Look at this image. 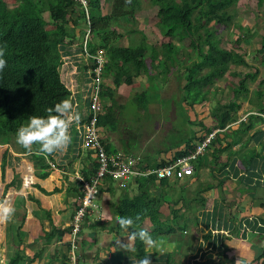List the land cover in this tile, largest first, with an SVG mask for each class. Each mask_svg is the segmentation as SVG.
Listing matches in <instances>:
<instances>
[{
	"label": "crops",
	"instance_id": "obj_1",
	"mask_svg": "<svg viewBox=\"0 0 264 264\" xmlns=\"http://www.w3.org/2000/svg\"><path fill=\"white\" fill-rule=\"evenodd\" d=\"M243 41L249 44L248 40ZM260 43L251 55L262 61L264 36ZM263 73L261 78L258 71L257 77L246 80L240 95L233 93V98L222 105L232 107L231 102L236 100L223 127L220 117L225 108L217 112L212 100L204 101L199 116L192 117L197 133L189 141L188 152L211 131L217 128L222 131L194 162L192 176L167 180L160 212L173 231L154 238L157 248H146L152 264H264V124L255 116L233 124L247 112L264 110L261 97L264 84L260 83ZM147 75L134 78L130 85H120L112 100L108 97L102 100L104 108L99 117L104 124L99 127V134L108 152L130 153L121 150L120 137L115 136L114 103L122 104L118 99L127 91L124 87L142 85ZM61 76L69 87V99L78 106L81 115L79 125L71 128L72 143L67 151L44 156L36 154L38 146L34 145L31 153L23 149L15 137L0 142V200H7L16 210L11 222L0 224V264H10L13 259L12 264H70L71 221L82 197L76 177L89 180L96 164L81 145L80 125L89 111V62L77 50H71L63 58ZM160 77L152 73L151 82ZM102 83L101 95L105 87L114 88L110 79ZM147 105L143 109L151 114L153 106ZM165 145L166 142L150 148L140 156L149 168L169 163L187 147L166 149ZM160 182L156 179L150 183L152 193L162 192ZM99 187L100 197L95 202L98 211L84 219L79 235L75 252L78 261L135 264L139 259L132 252L119 249L113 241L116 237L126 241L128 233L113 230L111 225L114 204L135 197L137 182L119 188L116 182L105 179Z\"/></svg>",
	"mask_w": 264,
	"mask_h": 264
},
{
	"label": "trees",
	"instance_id": "obj_2",
	"mask_svg": "<svg viewBox=\"0 0 264 264\" xmlns=\"http://www.w3.org/2000/svg\"><path fill=\"white\" fill-rule=\"evenodd\" d=\"M102 1L110 6L107 14H102L100 10L101 0H87V9L76 0H18L17 6L11 11H6L4 0H0V47L5 49L4 58L7 61V67L0 77L1 143L9 141L11 137L16 138L17 129L26 125L31 115L46 117L47 108L69 99L70 91L62 79L61 67L64 56L71 51L70 45L79 38L81 31L84 40L86 30L79 28V23L81 21L86 23L87 18L90 34L86 41V50L92 55L98 52L104 54L107 61L101 76L104 81L110 79L114 87L111 89L104 85L102 100L106 97L112 100L114 91L120 85H130L138 76L155 72L166 77L177 58L183 56L181 63L185 64L184 55H179L180 48L171 41L162 44L161 54L152 49L149 59L145 57L143 49L114 45L119 36L109 24L127 18L135 20L140 0ZM239 1L150 0L151 4L157 7V14L151 19L156 20L155 24L160 33L169 38L179 35L182 42L188 39L189 47L197 53L198 62L192 66L186 64L184 68L178 69L179 74L184 71L183 79L186 82L184 91L190 92V88L193 85L198 87V84L206 87L205 78L197 79L204 69L214 70L211 75L215 76L218 73L222 74L229 67L230 57L233 55L220 47L219 40H216V32L207 26L210 23L222 24L224 20H229L228 17L223 19L220 13L234 7ZM44 12L47 13L49 23L56 29H46ZM83 40L77 49V53L82 56ZM261 51H264V43ZM262 57L264 62V56ZM257 75L258 71L246 74V77L239 81L234 95H240L246 80H251ZM260 83L263 85L264 79ZM148 95L147 91H143L136 97L139 105H147ZM235 104L236 100L232 101L230 106L233 107ZM232 107H224L225 111L220 117L221 127L230 117ZM103 124V119L99 117L97 126L101 127ZM190 149L188 144L177 152L175 158L187 155ZM96 167L97 164L94 172ZM155 180V176L137 179V195L114 204V221L111 229L121 230L115 219L117 216L135 217L136 214H140L138 227L149 230L153 238L173 231L172 226L166 225L160 212L167 180H159L162 190L159 195L152 193L149 188L150 183ZM135 247L136 251L133 253L135 258L140 259L148 255L146 246L139 240L135 242ZM14 261L11 260L10 264Z\"/></svg>",
	"mask_w": 264,
	"mask_h": 264
},
{
	"label": "rangeland",
	"instance_id": "obj_3",
	"mask_svg": "<svg viewBox=\"0 0 264 264\" xmlns=\"http://www.w3.org/2000/svg\"><path fill=\"white\" fill-rule=\"evenodd\" d=\"M4 2L6 11L15 9L18 4V0H4ZM100 10L102 14H107L110 6L101 0ZM156 14L157 7L152 5L150 0H140L139 12L135 20L127 18L109 24L119 36L114 44L116 46L143 49L145 56H151L153 50L159 54L163 53L162 44L171 41L180 48L179 55L185 57V64L181 63L183 56L177 58V61L172 63L175 68H171L166 77L161 75L157 82L156 79L155 82H151V74H149L143 82L141 81L140 86L124 85L127 91L118 99L122 104L114 103L115 136L120 137L118 142L121 150L130 152L134 156L145 155L148 149L162 146L165 142L166 149L188 145L190 139H193L197 133L196 122L191 121L192 117L199 116L204 101L212 100L217 112H221L224 108L222 105H226L233 98L234 89L239 86V80L246 73L258 70V78H261L264 70L261 58L255 59V55H251L252 50L260 47L261 37L264 36V0H240L234 7L220 13L223 19L228 17L229 20H224L222 24L210 23L207 26L216 32V40H219L220 47L230 51L233 56L230 57L229 67L222 74L213 76L211 73H214V70L204 69L197 79L205 78L206 87L193 85L190 92L184 91L186 84L183 79L184 71L179 74L178 69L184 68L186 64L192 66L198 62L197 53L189 47L188 39L182 42L179 35L178 38L163 36L156 27V20L151 19ZM43 17L46 29H56L49 23L46 12ZM85 26L84 21L79 23V28L84 31ZM82 32H79V38L70 45V50L80 48L79 44L83 40ZM243 40H248L249 44L246 45ZM203 49L206 50V47L203 46ZM141 89L149 94L146 99L147 104L153 106L150 107L151 114L147 113V109H143L148 105H139L135 100ZM263 93L264 91L261 97L264 101ZM99 195L100 187L95 202L99 199Z\"/></svg>",
	"mask_w": 264,
	"mask_h": 264
},
{
	"label": "built area",
	"instance_id": "obj_4",
	"mask_svg": "<svg viewBox=\"0 0 264 264\" xmlns=\"http://www.w3.org/2000/svg\"><path fill=\"white\" fill-rule=\"evenodd\" d=\"M77 1L80 2L82 6H86L85 0ZM89 34V21L87 18L83 40V56L86 61H89L92 68H90L89 111L86 119L80 125L81 145L94 157L97 167L89 180L81 176L76 177L81 186L82 197L71 221L70 264H80L75 253L78 248L79 235L82 230L84 219L87 218L90 213L98 211L95 199L98 194V187L103 180L109 179L114 181L119 188H125L129 183L139 178H147L149 176H155L157 180H183L192 176L194 162L199 156L204 154L215 136L222 131L219 128L211 131L187 155L175 158L169 163L155 168H149L140 156L123 153L122 151L108 152L101 140L99 134L100 130L97 126V119L101 112V74L107 59L102 52L92 55L86 50V41L89 38ZM251 116L261 119L264 124V113L262 112H247L241 115L233 124L237 125L246 122Z\"/></svg>",
	"mask_w": 264,
	"mask_h": 264
},
{
	"label": "clouds",
	"instance_id": "obj_5",
	"mask_svg": "<svg viewBox=\"0 0 264 264\" xmlns=\"http://www.w3.org/2000/svg\"><path fill=\"white\" fill-rule=\"evenodd\" d=\"M85 2L87 5V0ZM83 8H86V6H83ZM4 57L5 49L0 47V77H2L7 67V61ZM101 80L103 82L102 76ZM102 85L103 83H101V92ZM100 103L102 112L101 93ZM46 112L48 113L46 117L35 115L28 117V123L17 129L16 143L30 153L33 151L34 145L38 146L36 148V154L38 155L50 156L54 153H64L72 143L71 128L73 125H79L81 120L78 106L74 104L72 99H64L53 107L47 108ZM15 211V208L7 200H0V224L11 222ZM115 219L119 228L128 233L126 241H122L119 237L113 240L119 249L134 253L137 240L148 249L157 248V240L153 238L151 232L138 227V222L141 219L140 214H136L135 217L117 216ZM116 250L117 248H112V251ZM150 254L140 258L135 264H152Z\"/></svg>",
	"mask_w": 264,
	"mask_h": 264
}]
</instances>
